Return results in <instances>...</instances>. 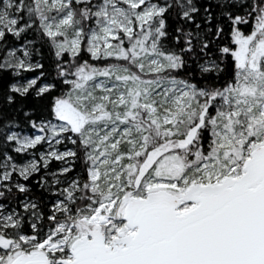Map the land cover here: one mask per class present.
I'll use <instances>...</instances> for the list:
<instances>
[{
  "label": "snow or ice",
  "instance_id": "obj_1",
  "mask_svg": "<svg viewBox=\"0 0 264 264\" xmlns=\"http://www.w3.org/2000/svg\"><path fill=\"white\" fill-rule=\"evenodd\" d=\"M0 264H264V0H0Z\"/></svg>",
  "mask_w": 264,
  "mask_h": 264
}]
</instances>
